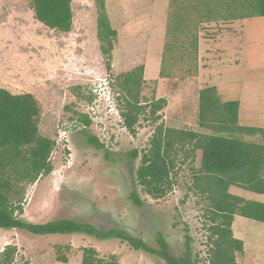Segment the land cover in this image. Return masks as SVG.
<instances>
[{"label": "rangeland", "instance_id": "1", "mask_svg": "<svg viewBox=\"0 0 264 264\" xmlns=\"http://www.w3.org/2000/svg\"><path fill=\"white\" fill-rule=\"evenodd\" d=\"M71 7L72 29L61 33L36 20L30 0H0V87L32 93L40 107L39 132L55 141L53 170L27 185L17 217L34 224L73 219L103 231L122 228L157 249L161 232L173 257L184 256L189 236L196 264H209L207 200L194 185L199 155L192 162L174 149L172 186L158 199L143 191L135 172L160 123L218 133L198 122L199 94L207 86H215L222 101H239L240 125L264 127V16H233L237 11L230 0H105L116 30L108 71L97 39L96 0H72ZM196 35L194 50L190 41ZM180 41L183 45L176 46ZM140 65L139 100L164 98L166 103L155 122L145 108L131 134L120 115L123 99L110 82ZM73 111L87 114L91 125H80ZM84 129L105 149L89 145ZM236 136L264 143L258 134ZM132 149L138 151L136 158L128 154ZM133 190L143 205L132 203ZM228 190L264 203V195L236 186ZM231 230L243 242L237 263L264 264V223L237 215ZM7 245L16 247L12 264H81L83 247L95 248L101 258L114 255L121 264H167L117 238L84 233L35 235L0 228V254Z\"/></svg>", "mask_w": 264, "mask_h": 264}, {"label": "trees", "instance_id": "2", "mask_svg": "<svg viewBox=\"0 0 264 264\" xmlns=\"http://www.w3.org/2000/svg\"><path fill=\"white\" fill-rule=\"evenodd\" d=\"M71 2L72 0H30L36 20L61 33H69L73 26ZM104 2L105 0H96L97 39L109 71L116 30L112 28L104 10ZM230 2L237 11L233 16H264V0ZM183 33L188 36L189 32ZM178 37L179 33H174V39ZM183 41L176 46L181 47ZM190 42V46L197 49L198 36L191 38ZM167 48L171 52L169 45ZM143 71L144 65H140L125 74L115 76L110 82L112 87L119 90L118 96L123 99L120 115L131 134L135 133L138 116L145 108L149 107V116L155 122L159 119L158 112L166 103L164 98L144 102L139 100L144 80ZM198 111L199 125L212 128L218 133L202 134L164 127L160 123L148 150L142 153L135 172L136 181L146 194L154 199L161 198L172 186L175 163L171 154L174 149L183 150L184 156L191 158L192 162L198 154L199 165L195 168L194 185L201 189L207 200L205 210L209 213L208 229L213 244L208 257L209 264H238L235 254L242 252L243 242L233 237L231 225L234 217L238 215L264 223V203L234 195L228 188L236 186L264 195V143L247 141L236 134H258L264 138V127L240 125L239 101H222L215 86H207L200 91ZM73 116L84 128L92 123L87 114L73 111ZM39 119L40 107L32 93L14 94L0 87V228L24 229L35 235L84 233L97 239L117 238L135 250L163 257L167 264H196L189 236L185 239L184 256L173 257L168 252V243L161 232L156 234L157 249L122 228L103 231L91 223L73 219L34 224L17 217V213L23 212L27 185L53 170L51 153L55 141L40 134ZM83 134L89 145L105 149L104 144L86 129ZM128 154L136 158L138 151L132 149ZM105 157L110 159L107 150ZM129 198L134 205H143L136 191L133 190ZM81 250V264H121L114 255L99 257L93 247H83ZM15 253L16 247L7 245L0 254V264H12ZM57 257L58 260L67 262L65 256Z\"/></svg>", "mask_w": 264, "mask_h": 264}]
</instances>
